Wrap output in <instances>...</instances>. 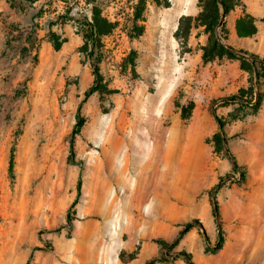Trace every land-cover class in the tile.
<instances>
[{
    "label": "rangeland",
    "instance_id": "1",
    "mask_svg": "<svg viewBox=\"0 0 264 264\" xmlns=\"http://www.w3.org/2000/svg\"><path fill=\"white\" fill-rule=\"evenodd\" d=\"M254 232L264 0L0 1V264H264Z\"/></svg>",
    "mask_w": 264,
    "mask_h": 264
},
{
    "label": "trees",
    "instance_id": "2",
    "mask_svg": "<svg viewBox=\"0 0 264 264\" xmlns=\"http://www.w3.org/2000/svg\"><path fill=\"white\" fill-rule=\"evenodd\" d=\"M1 1V0H0ZM7 1H16V0H7ZM21 1H26V0H21ZM29 1H36V0H29ZM156 1V0H155ZM203 1V0H201ZM217 1V0H216ZM224 4V3H223ZM97 10V9H95ZM91 29V32H92V35L93 36H97L98 34H100V27L98 26V20L95 21V23H91L88 25ZM138 54L136 51H133L131 53V55L129 56V59H128V63L129 65L131 66H135V62H136V58H137ZM253 57L255 58L254 60L256 61L257 60V57H255L253 55ZM94 76H95V80H94V83L93 85L85 92V95H84V99L82 101V104H84L86 102V100L92 96L95 92L101 90V87H99V78H100V75H99V71H98V66L95 64L94 65ZM239 98H237L236 96H231L229 98H227V100L229 101H236L238 100ZM217 120L218 117H217ZM220 122V121H219ZM222 125V123H221ZM83 127V121L82 119H79V121L77 122L76 126H75V129L73 131V135H72V138H71V141H70V158L71 159H74L75 158V153H74V141H75V137L76 135L79 133L80 129ZM14 169H15V155H14V151L12 150L11 152V155H10V159H9V164H8V170H9V173L11 175L14 174ZM233 170L235 172H238V173H241L242 174V177L245 178V174L242 172V168L240 167L239 163L233 159ZM224 183V179L221 178L220 179V185L221 186L222 184ZM81 178H79V181H78V184H77V192H78V196L77 198L74 200V202L72 203L69 211H68V220H69V215L70 213L72 212L73 208L76 206V204L78 203V198H79V195H80V192H81ZM211 198L213 199V204H214V208H213V216L215 219H218L219 218V206H218V203L216 202V200L212 197L211 195ZM71 221L69 220V223ZM217 222V221H216ZM220 227V225H218ZM219 241L220 243L223 242V237H222V233L219 234ZM158 242H163V240H160ZM36 250H39V249H36ZM32 261V256H30L29 260L27 261V264H30ZM159 260L158 259H152L151 261L149 262H146L145 264H155L157 263ZM189 263H191V260L189 259Z\"/></svg>",
    "mask_w": 264,
    "mask_h": 264
},
{
    "label": "bare ground",
    "instance_id": "3",
    "mask_svg": "<svg viewBox=\"0 0 264 264\" xmlns=\"http://www.w3.org/2000/svg\"><path fill=\"white\" fill-rule=\"evenodd\" d=\"M144 104H145V102H142V104L139 105V108L140 107H144L145 106ZM127 138H129V137H127ZM165 138L166 137H163L162 144L166 147V150H167V141H166L167 139L165 140ZM144 140L145 139H143V141ZM131 143H132V141L130 139L128 145H126L125 147L122 146L123 150H121V152H120V150L118 152L115 151V155L117 154L116 158L120 154L122 156V160H121L122 166L120 168L119 173H122V174H126L127 173V169L129 167V164H130V160L128 159V157L130 156L129 152H130V150L132 148V144ZM144 143L145 142H143L142 144H144ZM144 147H145V145L144 146L142 145V148H144ZM152 147H153L152 151H154L155 148H154V146H152ZM132 162H134V164H135L134 160H132ZM156 163L157 162H155V164ZM110 198L111 199L106 202V206H105V208H106L105 210H107L109 212H111V211H113L115 209V204L117 202V195L113 191H111V197ZM123 213L125 214V216H128L127 218H130V217H134L135 215H139L140 214V210L139 209H133V211H131V213H132L131 216L128 214L129 213V209L128 208L126 210H124ZM120 214H121V212L118 213L117 219L120 218ZM110 224H111V222H107L106 223V227L108 228L110 226ZM246 242H247L248 250L252 251L253 254L264 252V234L262 232H254L253 237H251V238L248 237Z\"/></svg>",
    "mask_w": 264,
    "mask_h": 264
}]
</instances>
